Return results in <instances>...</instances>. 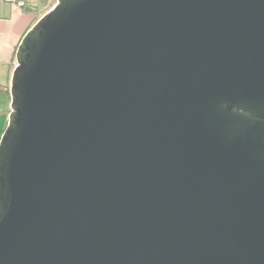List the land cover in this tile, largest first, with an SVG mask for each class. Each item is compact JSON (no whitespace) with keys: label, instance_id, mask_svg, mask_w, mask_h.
<instances>
[{"label":"water","instance_id":"water-1","mask_svg":"<svg viewBox=\"0 0 264 264\" xmlns=\"http://www.w3.org/2000/svg\"><path fill=\"white\" fill-rule=\"evenodd\" d=\"M10 94L0 264H264V0H57Z\"/></svg>","mask_w":264,"mask_h":264},{"label":"crops","instance_id":"crops-1","mask_svg":"<svg viewBox=\"0 0 264 264\" xmlns=\"http://www.w3.org/2000/svg\"><path fill=\"white\" fill-rule=\"evenodd\" d=\"M39 1L0 0V138L11 113L10 84L16 50L26 32L42 16Z\"/></svg>","mask_w":264,"mask_h":264},{"label":"rangeland","instance_id":"rangeland-1","mask_svg":"<svg viewBox=\"0 0 264 264\" xmlns=\"http://www.w3.org/2000/svg\"><path fill=\"white\" fill-rule=\"evenodd\" d=\"M57 0H40L39 8L41 9V15L43 16L50 7L54 6ZM23 3V2H22ZM25 4V3H23Z\"/></svg>","mask_w":264,"mask_h":264},{"label":"built area","instance_id":"built-area-1","mask_svg":"<svg viewBox=\"0 0 264 264\" xmlns=\"http://www.w3.org/2000/svg\"><path fill=\"white\" fill-rule=\"evenodd\" d=\"M21 4L23 5V3H21ZM21 4H20V5H21Z\"/></svg>","mask_w":264,"mask_h":264}]
</instances>
